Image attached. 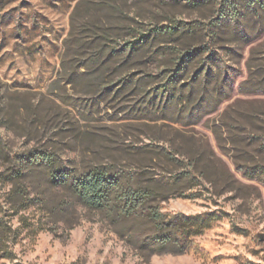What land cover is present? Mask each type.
Instances as JSON below:
<instances>
[{
  "label": "rangeland",
  "instance_id": "374dc122",
  "mask_svg": "<svg viewBox=\"0 0 264 264\" xmlns=\"http://www.w3.org/2000/svg\"><path fill=\"white\" fill-rule=\"evenodd\" d=\"M229 1L113 0L120 14L94 0H0L5 154L48 150L71 167L115 162L146 167L159 178L179 176L184 196L159 202L160 210L215 217L187 253L146 255L49 183L46 170L33 168L16 184L0 177V264H264V8L241 3L237 22L217 28L221 13L232 9ZM118 15L141 18L145 27L168 20L199 27L180 43L209 42L213 63L223 69L192 115L142 95L164 79L152 52L128 70L157 75L138 89L102 92L82 75L98 43L90 30L98 21L110 30L111 48L126 40ZM98 51L100 72L116 74L118 58ZM197 86L189 105L202 94ZM162 148L179 163L166 160ZM6 165L0 158V176ZM22 185L27 195L19 197L12 190Z\"/></svg>",
  "mask_w": 264,
  "mask_h": 264
},
{
  "label": "trees",
  "instance_id": "16d2710c",
  "mask_svg": "<svg viewBox=\"0 0 264 264\" xmlns=\"http://www.w3.org/2000/svg\"><path fill=\"white\" fill-rule=\"evenodd\" d=\"M229 2L232 9L221 13L217 28L221 27L223 22H237L240 13L236 8L241 3H244L245 9L264 8L263 0ZM94 4L106 6L121 14L114 7L113 0H94ZM117 18L121 23L118 34L126 40L111 48L110 30L101 24L102 21H98L90 29L98 43L96 47H91L92 52L86 57L87 65L81 67L82 75L102 92L113 88L117 93L130 87L138 89L143 87L142 81L154 83L157 75L143 72L138 76L128 73V70L136 57L152 52L160 62L159 74L164 79L152 91L147 93L142 90V95H146L148 102H155L157 99L159 102L165 101L166 104H179L183 110L187 109L188 115H192V111L202 104L210 80L220 78L223 69L221 64L213 63L214 54L208 45L209 42L200 39L186 44L180 43L181 38L191 36L199 27L194 28L193 24L169 20L165 24L150 23L153 26L145 27L141 18H126L121 15ZM199 30L204 31L205 27ZM72 31L73 29L71 33ZM97 47L100 48L99 51L96 50ZM97 51L100 54L107 51L110 56L118 58L116 74L105 75L100 72L104 63L100 62ZM195 85H198V91L202 94L194 105H189L194 92L197 91ZM161 150L166 160L179 163L173 153L164 148ZM0 158L3 159L4 166L11 164L4 167L0 177L14 184L23 182L24 177L33 168L46 170L49 183L69 192L83 207L98 213L113 233L139 253L185 254L192 247L193 239L209 229L215 220L212 213L184 215L164 213L160 210L159 202L173 196H184L179 176L159 178L151 174L146 167L136 166L130 170L115 162L71 167L65 165L56 153L48 150L30 152L27 156L13 159L5 154L4 148L0 146ZM26 190L22 185L12 191L23 197L27 195ZM3 234L4 230L0 225V237H3ZM3 248L0 244V251Z\"/></svg>",
  "mask_w": 264,
  "mask_h": 264
}]
</instances>
